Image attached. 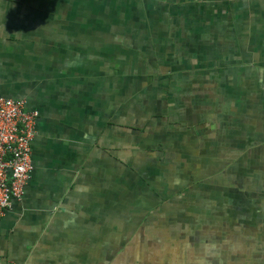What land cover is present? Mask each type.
Returning a JSON list of instances; mask_svg holds the SVG:
<instances>
[{
	"label": "crops",
	"instance_id": "crops-1",
	"mask_svg": "<svg viewBox=\"0 0 264 264\" xmlns=\"http://www.w3.org/2000/svg\"><path fill=\"white\" fill-rule=\"evenodd\" d=\"M0 95L2 264H264V0H0Z\"/></svg>",
	"mask_w": 264,
	"mask_h": 264
},
{
	"label": "built area",
	"instance_id": "built-area-1",
	"mask_svg": "<svg viewBox=\"0 0 264 264\" xmlns=\"http://www.w3.org/2000/svg\"><path fill=\"white\" fill-rule=\"evenodd\" d=\"M38 115L23 98L0 95V222L11 200L24 195L33 170L31 143Z\"/></svg>",
	"mask_w": 264,
	"mask_h": 264
}]
</instances>
